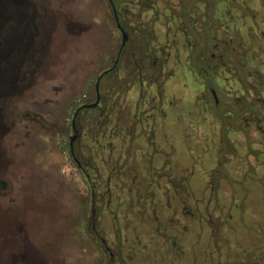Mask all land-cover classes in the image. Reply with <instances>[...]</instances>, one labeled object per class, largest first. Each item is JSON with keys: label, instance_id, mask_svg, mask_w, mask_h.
<instances>
[{"label": "rangeland", "instance_id": "obj_1", "mask_svg": "<svg viewBox=\"0 0 264 264\" xmlns=\"http://www.w3.org/2000/svg\"><path fill=\"white\" fill-rule=\"evenodd\" d=\"M258 2L263 0H238L239 14L245 13L246 19L245 7L254 14L255 8H260ZM214 4L217 8L219 2ZM95 7L84 2L78 14V9L65 7L61 0H0V72H19L13 82L16 89L11 90L17 93L0 101V264L99 263L96 243L82 223L85 183L68 157L64 139L54 130L56 122L48 115L56 107L54 101L62 98L65 82L78 80L75 72L68 71L78 59L68 56L79 49L87 28L78 15L90 19L96 12L106 17L99 5ZM257 13L264 18V10ZM246 27H242L243 34L248 33ZM249 45L250 40L242 48L246 47L250 56ZM186 103L176 99L169 107L168 112L178 113L177 119L172 121L169 115L159 119L165 125L160 135L168 132L162 146L166 152L176 148L164 156L165 165L170 166L171 161L178 164L177 188L164 189L171 209L177 211V227H167L176 231L170 232L176 245H166L170 236L166 228L164 234L155 236L146 224L139 234L141 243L154 238L166 264H264V157L247 154L248 142L256 152L264 151V120L246 129L244 122H236L241 132L218 134V126L207 117L198 120L197 110H187ZM44 119L49 129H42ZM186 125L190 131L184 133ZM129 141L130 151H136L140 139L130 137ZM209 182L215 186L211 188ZM78 193L81 201L75 196ZM181 204L188 213L178 211ZM169 212L160 213L162 222ZM129 215L135 218L131 225L140 224L138 216ZM111 218L105 213L102 219L108 241L116 248L122 245L126 264H143L146 249L136 247L135 252L132 229L124 228L119 239ZM147 260V264L155 263Z\"/></svg>", "mask_w": 264, "mask_h": 264}, {"label": "flooded vegetation", "instance_id": "obj_2", "mask_svg": "<svg viewBox=\"0 0 264 264\" xmlns=\"http://www.w3.org/2000/svg\"><path fill=\"white\" fill-rule=\"evenodd\" d=\"M61 1L65 7L78 9V14L84 2L99 5L106 15L102 18L92 12L90 19L78 15L81 24L87 26L84 41L68 56L78 58L74 65L69 63L68 69L78 80L65 82L66 87L60 91L62 98L54 101L56 107L48 114L57 123L54 130L64 139L68 157L86 186L82 199L85 232L96 243L98 264H126L122 245L116 248L104 235L102 219L109 213L119 239L124 228L132 229L136 238L131 246L135 252L136 247L146 249L142 258L145 264L147 259L166 264L161 261L154 238L145 243L139 238L145 224L154 229L150 233L155 236L164 234L165 228L168 235L171 231L175 234L167 227H177V211L171 209V199L166 200L164 190L177 188L178 164L171 161L167 166L164 162V156L176 152V148L171 146L173 149L166 152L162 146L168 132L164 137L160 135L165 125L159 119L167 115L172 121L177 119L178 113L168 112L169 107L176 99H184L187 110H197L198 120L207 117L218 126V134L229 132L224 126L226 121L234 123L231 127L244 122L245 129L259 122L252 111L258 89L264 85L263 75L259 76L264 72V18L257 13L264 10V0L258 2L260 8H255L254 14L245 7L246 19L245 13L239 14L238 0ZM214 1L219 2L217 8ZM243 26H247L248 33H242ZM248 40L253 67L249 76L243 77L236 57ZM211 45L215 47L212 51ZM214 80L216 84L211 87ZM40 125L49 129L45 119ZM185 130L190 131L189 125ZM130 137L140 139L136 151L129 149ZM152 146L158 150H152ZM98 156L99 168L95 164ZM181 178L183 182L184 174ZM75 196L81 201L82 195ZM176 208L183 214L187 212L185 205ZM165 209L170 214L164 223L160 213ZM129 214L138 216L140 224L131 225L135 218ZM173 234L166 241L170 248L176 245Z\"/></svg>", "mask_w": 264, "mask_h": 264}, {"label": "trees", "instance_id": "obj_3", "mask_svg": "<svg viewBox=\"0 0 264 264\" xmlns=\"http://www.w3.org/2000/svg\"><path fill=\"white\" fill-rule=\"evenodd\" d=\"M210 49L212 51V49H215V47L213 48L212 45H211L210 46ZM245 49H246V47L245 48H242L241 51H240V53L236 57V62L239 64L240 71H241V74H242L243 77L244 76H249V73L252 71V67H253V62H252L253 59L249 56V54L247 53V51H245ZM225 61H227V59ZM226 65H229V63H226ZM217 71H218V69H217ZM212 72L215 73V70L212 71V69H211V73ZM262 73L263 74H260L259 76H262L263 75L262 77H264V72H262ZM212 83H213V85H211V87H213L216 84V80L213 81ZM262 87H263V89H262ZM262 87H259V89H258V96H257L258 97V101L255 102L254 109L252 111V113L254 114V116L259 120V122H257V123L254 122V124H256V125H259L260 124V120L261 119L264 120V85ZM232 124H234V123H232ZM224 126H225V129L226 130H229V132H233L231 130H234V129L238 130L236 127H231V123H227ZM225 134H227L226 131H225ZM251 144L252 143H250V142L247 143V147H248L247 154H252L256 158H258V156H263L264 157V151H262V152H256V150L253 149V147H252ZM262 159H263V161L261 162V164L264 165V158H262ZM216 180H218V178H216ZM209 186L212 188L215 185L214 184H210V182H209ZM210 225H212V224L210 223ZM221 264H225V262L224 263L221 262Z\"/></svg>", "mask_w": 264, "mask_h": 264}, {"label": "water", "instance_id": "obj_4", "mask_svg": "<svg viewBox=\"0 0 264 264\" xmlns=\"http://www.w3.org/2000/svg\"><path fill=\"white\" fill-rule=\"evenodd\" d=\"M19 72H0V101L2 98H8L17 93L16 91L11 92V90L16 89V85L13 83ZM0 119H1V108H0Z\"/></svg>", "mask_w": 264, "mask_h": 264}]
</instances>
